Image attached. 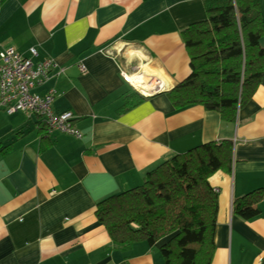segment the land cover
Wrapping results in <instances>:
<instances>
[{
	"label": "crops",
	"instance_id": "crops-1",
	"mask_svg": "<svg viewBox=\"0 0 264 264\" xmlns=\"http://www.w3.org/2000/svg\"><path fill=\"white\" fill-rule=\"evenodd\" d=\"M205 18L201 0H0V50L55 61L33 91L54 88L53 110H70L81 132L50 131L0 101V264H164L163 240L113 247L97 203L141 185L175 154L224 140L228 169L209 176L217 198L209 264H264V72L234 122L199 104L175 108L168 90L121 110L137 91L119 64L157 68L170 90L190 72L181 31ZM253 190L259 214L246 219L234 201Z\"/></svg>",
	"mask_w": 264,
	"mask_h": 264
},
{
	"label": "trees",
	"instance_id": "trees-1",
	"mask_svg": "<svg viewBox=\"0 0 264 264\" xmlns=\"http://www.w3.org/2000/svg\"><path fill=\"white\" fill-rule=\"evenodd\" d=\"M201 1L206 18L181 31L190 72L167 96L175 108L199 104L234 122L264 72L262 0ZM135 93L125 96L121 110L144 99ZM231 152L228 140L201 144L159 164L141 185L98 202L111 245L126 250L163 240L164 264H209L217 211L209 176L228 169ZM255 193L237 198L234 212L246 219L259 214Z\"/></svg>",
	"mask_w": 264,
	"mask_h": 264
},
{
	"label": "built area",
	"instance_id": "built-area-1",
	"mask_svg": "<svg viewBox=\"0 0 264 264\" xmlns=\"http://www.w3.org/2000/svg\"><path fill=\"white\" fill-rule=\"evenodd\" d=\"M31 53L34 55L35 50L32 49ZM55 65V61L51 58L35 63L30 56H23L13 46L2 48L0 50L1 105L7 112L24 110L42 117L50 131L57 130L80 137L81 132L71 123L73 113L70 110L60 113L53 110L52 101L56 93L54 88H50L44 94L33 91L49 77V72ZM78 66L82 71L85 70L84 64L80 63ZM125 66L119 64L122 79L140 95L149 96L141 93L137 85L150 86L156 80L154 76L144 72L142 67L129 71ZM132 75L135 76L131 78Z\"/></svg>",
	"mask_w": 264,
	"mask_h": 264
},
{
	"label": "bare ground",
	"instance_id": "bare-ground-1",
	"mask_svg": "<svg viewBox=\"0 0 264 264\" xmlns=\"http://www.w3.org/2000/svg\"><path fill=\"white\" fill-rule=\"evenodd\" d=\"M127 53L129 54H133L136 53L135 50H133L132 48H128L126 49ZM141 67H143V71L146 72L149 75L154 76V78L156 79L154 82L151 83L150 86L145 87L142 85H137V88L139 89V91L143 94H151L152 92H155L156 90H160V89H164L167 88L168 86V81L167 78L161 74V71H159L157 68L151 67L149 64L146 63H142ZM135 76L132 75L131 78ZM159 79V81L157 80Z\"/></svg>",
	"mask_w": 264,
	"mask_h": 264
},
{
	"label": "water",
	"instance_id": "water-1",
	"mask_svg": "<svg viewBox=\"0 0 264 264\" xmlns=\"http://www.w3.org/2000/svg\"><path fill=\"white\" fill-rule=\"evenodd\" d=\"M167 90H169V89L168 88H164V89L156 90L155 92H152L151 94H149V96L157 94V93H160V92H164V91H167Z\"/></svg>",
	"mask_w": 264,
	"mask_h": 264
}]
</instances>
